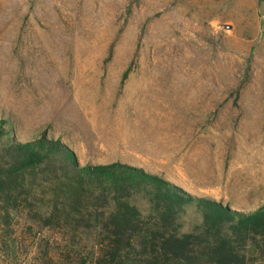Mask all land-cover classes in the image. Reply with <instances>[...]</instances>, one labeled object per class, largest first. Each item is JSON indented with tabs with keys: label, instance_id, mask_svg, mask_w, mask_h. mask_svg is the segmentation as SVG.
<instances>
[{
	"label": "rangeland",
	"instance_id": "obj_1",
	"mask_svg": "<svg viewBox=\"0 0 264 264\" xmlns=\"http://www.w3.org/2000/svg\"><path fill=\"white\" fill-rule=\"evenodd\" d=\"M0 119L20 141L45 132L79 164H127L256 209L264 0H0ZM25 223L0 233V264H35Z\"/></svg>",
	"mask_w": 264,
	"mask_h": 264
},
{
	"label": "trees",
	"instance_id": "obj_2",
	"mask_svg": "<svg viewBox=\"0 0 264 264\" xmlns=\"http://www.w3.org/2000/svg\"><path fill=\"white\" fill-rule=\"evenodd\" d=\"M10 125L0 119V233L24 219L35 264H264V203L231 210L138 167L79 164L45 132L20 141Z\"/></svg>",
	"mask_w": 264,
	"mask_h": 264
},
{
	"label": "crops",
	"instance_id": "obj_3",
	"mask_svg": "<svg viewBox=\"0 0 264 264\" xmlns=\"http://www.w3.org/2000/svg\"><path fill=\"white\" fill-rule=\"evenodd\" d=\"M235 205H236V203H235Z\"/></svg>",
	"mask_w": 264,
	"mask_h": 264
}]
</instances>
